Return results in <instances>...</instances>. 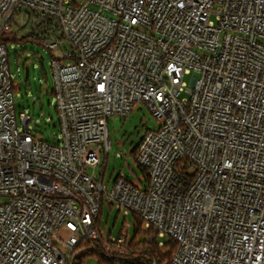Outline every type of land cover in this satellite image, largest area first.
<instances>
[{"label":"built area","instance_id":"obj_1","mask_svg":"<svg viewBox=\"0 0 264 264\" xmlns=\"http://www.w3.org/2000/svg\"><path fill=\"white\" fill-rule=\"evenodd\" d=\"M13 36L51 54L56 142L16 111ZM137 104L160 121L148 183L109 189V120ZM105 203L171 238V264H264V0H0V264H161L103 236Z\"/></svg>","mask_w":264,"mask_h":264},{"label":"rangeland","instance_id":"obj_2","mask_svg":"<svg viewBox=\"0 0 264 264\" xmlns=\"http://www.w3.org/2000/svg\"><path fill=\"white\" fill-rule=\"evenodd\" d=\"M7 46L11 72L17 83L15 93L17 113L25 111L31 119L29 129L45 141L56 142L57 136L60 135V120L53 92L54 79L50 52L35 42H17L15 36L8 39ZM27 67L30 73L26 80ZM191 80L192 75L185 77L187 86L190 85ZM159 126L160 121L144 104L135 105L133 112L127 116L111 118L109 120L111 149L108 154L102 153L101 164L95 171L96 177L99 179L104 177L105 186L109 189L118 177L145 188L148 183L147 175L138 166L134 153L143 136ZM98 226L106 239L116 242L120 237L125 236L128 245L133 246L151 242L153 233L146 223H140L132 212L112 203L104 204ZM160 240L166 245L162 251L168 253L171 238ZM98 263V259L94 257H89L84 262V264Z\"/></svg>","mask_w":264,"mask_h":264},{"label":"trees","instance_id":"obj_3","mask_svg":"<svg viewBox=\"0 0 264 264\" xmlns=\"http://www.w3.org/2000/svg\"><path fill=\"white\" fill-rule=\"evenodd\" d=\"M23 41L26 42L27 40H22V42ZM136 151H137V147L134 153L135 155H136ZM143 171L146 173L145 170ZM137 218L140 220V223L143 222L139 217ZM169 247H170V251L168 253H164L162 251V248L159 247L155 242H145L141 245L140 248L141 250L146 251L149 254V257L143 256L142 254L140 255L141 258L144 259L151 258L158 261L161 264H171L172 256L175 251V244L171 241Z\"/></svg>","mask_w":264,"mask_h":264},{"label":"water","instance_id":"obj_4","mask_svg":"<svg viewBox=\"0 0 264 264\" xmlns=\"http://www.w3.org/2000/svg\"><path fill=\"white\" fill-rule=\"evenodd\" d=\"M30 69L29 67L26 68V80L29 78Z\"/></svg>","mask_w":264,"mask_h":264}]
</instances>
